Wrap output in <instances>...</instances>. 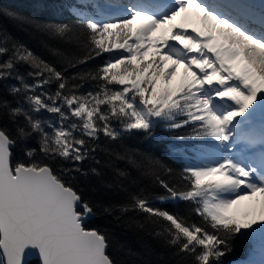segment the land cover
<instances>
[{"label": "snow or ice", "instance_id": "6c2138e0", "mask_svg": "<svg viewBox=\"0 0 264 264\" xmlns=\"http://www.w3.org/2000/svg\"><path fill=\"white\" fill-rule=\"evenodd\" d=\"M78 4L70 11L87 32V51L72 58L52 48L62 66L0 32V81L18 82L9 89L14 100L0 98L4 264H27L28 256L38 264H115L106 251L107 236L85 226L97 205L64 177L100 175L98 167L85 170L81 164L95 159L102 140L151 135L158 124L190 127V138L200 141L193 146L196 155L179 173V183L162 178L155 168L167 176L173 170L153 161L152 174L165 194L134 195L121 211H140L162 224L157 235L177 255L192 256L193 264H224L238 235L260 242L261 259L244 264H264V0ZM6 14L30 19L14 10ZM34 27L65 43L80 39L67 23ZM105 54L95 69L69 74V67ZM33 138L37 147L26 146V161L13 164V148ZM184 140L178 138L180 144ZM173 149L180 150L175 144ZM38 154L73 167L58 172L53 163L35 159ZM118 158L143 167L132 155ZM116 174L129 175L120 169ZM156 201L191 204L200 222L178 209L157 207ZM245 201L251 203L242 209Z\"/></svg>", "mask_w": 264, "mask_h": 264}, {"label": "trees", "instance_id": "16d2710c", "mask_svg": "<svg viewBox=\"0 0 264 264\" xmlns=\"http://www.w3.org/2000/svg\"><path fill=\"white\" fill-rule=\"evenodd\" d=\"M76 3V0H0V32L24 43L45 60L55 62L58 67L62 66L63 59L54 57L52 48L59 47L72 58L82 57L87 51L85 47L87 32L77 25V17L70 11ZM12 10L21 17L30 19H18L6 14ZM35 22L67 23L74 26V30L80 34V39L71 43L51 39L36 30ZM104 58L105 56L93 59L76 68L69 67V74L93 70L103 63ZM21 71H25V68L22 67ZM17 83L15 79L0 81V98L14 100L9 89ZM9 127L14 126L9 123ZM191 131L192 129L187 126L169 129L163 124H158L151 135L133 132L126 133L117 141L102 140L95 159L86 160L81 164L85 170L98 167L100 175L92 174L85 178L76 173L71 176L65 174L64 178L80 190L84 199L97 205L94 218L88 220L85 226L89 229H98L107 236L108 255L115 264H193L192 256L177 255L176 249L168 245L165 237L157 235L162 231V224L153 223L147 214L140 211H121V206L128 204L134 195L155 198L165 194V190L156 182L152 174L153 161H158L173 170V175L167 176L161 169L155 168L162 178L179 183V173L188 159L196 155L193 146L200 143L190 138ZM179 137H185L183 144L179 143ZM174 144L180 149L179 151L173 149ZM26 146L37 147V140L33 138L27 142H18L13 148V164L26 161L24 154ZM128 155L137 158L143 167H135L127 159L118 158ZM35 159L53 163L58 172L73 167L70 161H47L39 154ZM97 161L100 162L99 165ZM116 169L127 171L128 177L118 179ZM101 205L103 207L112 205L113 210L104 212ZM155 206L166 207L169 210L178 209L182 214L188 215L189 219L200 222V218L192 212L191 204L156 201ZM254 251L255 241L245 240L238 235L232 241V251L223 257L224 264L239 258H248ZM0 264H4L2 255H0ZM27 264H38V261L32 259Z\"/></svg>", "mask_w": 264, "mask_h": 264}, {"label": "bare ground", "instance_id": "6f19581e", "mask_svg": "<svg viewBox=\"0 0 264 264\" xmlns=\"http://www.w3.org/2000/svg\"><path fill=\"white\" fill-rule=\"evenodd\" d=\"M93 4H96V3H102L104 0H90ZM251 202H248V201H245L243 202V204L241 205V208L242 209H246L248 207V205L250 204ZM255 214L258 216L259 215V206L257 205L256 208H255ZM257 252L258 251V248H257V243H256V246H255V251L253 253H256L255 255H252L251 257L249 256L248 258H244L243 260H240L238 262H236L235 264H244L245 261H248L250 260L251 258L254 259L257 257V255L261 256V253L258 254ZM254 260H257L258 259H254Z\"/></svg>", "mask_w": 264, "mask_h": 264}, {"label": "rangeland", "instance_id": "374dc122", "mask_svg": "<svg viewBox=\"0 0 264 264\" xmlns=\"http://www.w3.org/2000/svg\"><path fill=\"white\" fill-rule=\"evenodd\" d=\"M77 1V3H78V0H76ZM86 11H92L93 9L92 8H90L89 7V9H85ZM107 58V54H105V58L104 59H106ZM256 243H257V248H258V251L259 252H257L258 254H260L261 253V248H260V242H259V240H256L255 241V246H256ZM256 253H254L253 255H255ZM252 256V255H251ZM250 256V257H251ZM254 259H258V260H260L261 259V256H259V255H257V257L256 258H254ZM254 259H252L251 258V260H254ZM240 260H243V259H236V260H232V261H228L226 264H235L236 262H238V261H240Z\"/></svg>", "mask_w": 264, "mask_h": 264}, {"label": "water", "instance_id": "95a60500", "mask_svg": "<svg viewBox=\"0 0 264 264\" xmlns=\"http://www.w3.org/2000/svg\"><path fill=\"white\" fill-rule=\"evenodd\" d=\"M93 218H94V216L88 218V219L85 221V223H86L88 220H91V219H93ZM108 250H109V246H108L107 249H106L107 254H108ZM32 259H36V260H37V258H36L35 256H28V257H26L27 263H28L30 260H32Z\"/></svg>", "mask_w": 264, "mask_h": 264}]
</instances>
